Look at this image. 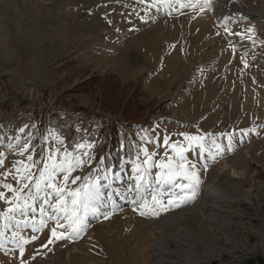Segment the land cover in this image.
<instances>
[{"label": "rangeland", "instance_id": "374dc122", "mask_svg": "<svg viewBox=\"0 0 264 264\" xmlns=\"http://www.w3.org/2000/svg\"><path fill=\"white\" fill-rule=\"evenodd\" d=\"M220 1L0 0V100L15 106L0 111V264H242L264 256V0H224L227 16ZM45 93L44 115L63 102L103 117L97 143L69 148L53 131H37L38 117L22 119L18 103ZM114 137L132 157L118 168ZM172 145L197 174L194 194L156 182L155 165L176 159ZM49 149L87 153L67 188L83 182L71 183L77 176L100 178L99 211L86 216L79 238L47 219L44 193L26 215L4 217L14 193L3 185L31 188ZM28 156L33 181L21 180ZM136 164L148 169L138 190ZM145 201L156 214L141 215ZM41 205L46 223L34 232ZM53 228L65 238L52 237ZM156 243L165 252L158 263Z\"/></svg>", "mask_w": 264, "mask_h": 264}, {"label": "snow or ice", "instance_id": "6c2138e0", "mask_svg": "<svg viewBox=\"0 0 264 264\" xmlns=\"http://www.w3.org/2000/svg\"><path fill=\"white\" fill-rule=\"evenodd\" d=\"M249 32L252 29L248 30ZM190 142H199L202 140L201 137H186ZM164 143L168 144L167 137L165 138ZM191 146V144L189 145ZM202 147V145H200ZM85 145H77L78 149H83ZM173 151L175 153L176 159L173 160L169 157L168 161L165 163L161 161L155 166L160 168V172L157 173L156 182L158 184H170L175 188H179L181 192L185 189H190L194 194L196 191V186L199 184V179L195 171H189L185 167V160L183 156V149L177 150L176 145H172ZM219 149L220 146L217 145ZM222 151V149H221ZM146 159L143 161L144 165H148L151 161V156L145 151ZM59 155V159L57 156ZM87 153L84 152L82 155H76L73 152L67 151L65 149L62 153L60 149L55 151L49 149V153L43 161V168L39 169V176L35 178L34 184L32 187H29L28 183H24L22 187L13 188L12 185L4 184L3 186L14 193L13 199L10 203L13 207L8 209V212L4 213L6 220H13L14 215H9V213L19 214L24 216L27 214V210L32 208V204L29 203L30 200L34 201L39 197L40 193H44L43 204H47L52 209V214L47 217V219L54 220L57 224V228H63L68 232L70 238H79L81 234L87 228L86 216L89 213L97 214L99 209L96 206L97 201L100 198V185L99 177L90 179L88 177L81 178L79 176L71 180V183L75 184L77 181L83 179V182L74 189H69L66 187L69 182L71 173L78 167H82L85 163L83 156H86ZM91 159V158H89ZM28 160L32 161L30 165H27L23 170V175L21 180L33 181L34 177L30 169L36 166V161L33 160L32 156H28ZM194 168V166H193ZM18 172H21V169H17ZM133 172L138 173L136 176V188H140V182L145 178V174L148 172L147 168H142L140 164H136L133 167ZM63 175V182L57 183L56 176L57 174ZM104 179H107V172L104 174ZM186 180L187 183H178L177 180ZM33 188L35 192H33ZM24 189H28L27 193H24ZM54 194L55 203H51L47 198L49 195ZM3 194H0L2 196ZM153 203L159 205L160 201L157 200L155 196L152 198ZM168 205L171 207L179 206V204L174 203L173 200L168 201ZM141 215L152 213L156 214V209L151 207L147 201L144 204L140 205ZM160 210H164L161 206ZM33 211L35 209L33 208ZM41 220L39 222L40 227L37 228L35 223L33 224V231H39L45 226V209L43 205L40 207ZM107 218V216L105 217ZM61 220L65 221L64 224L61 223ZM21 221L16 222L17 228L19 227ZM27 224V221H23ZM7 227V224L5 225ZM57 228L52 229V237L55 239H64L65 233L57 231ZM18 233H13V238H16ZM20 240H24V237L20 236ZM32 239H36L35 236ZM15 242V239H14ZM24 242H27L26 240ZM52 240H49L51 243ZM20 247L21 253H23L22 245L18 244Z\"/></svg>", "mask_w": 264, "mask_h": 264}, {"label": "trees", "instance_id": "16d2710c", "mask_svg": "<svg viewBox=\"0 0 264 264\" xmlns=\"http://www.w3.org/2000/svg\"><path fill=\"white\" fill-rule=\"evenodd\" d=\"M46 96L45 93L41 99L36 100L34 103L27 100H21L18 104L23 109L21 115L22 119L32 121V117H38L40 119V124L37 126V131L42 132V128L53 131L64 140L70 141V143L67 142V145H70L69 148H72L73 145H75V142L77 143L85 140H88L90 143H97L98 139H100L103 127L108 125V122L104 120L103 117L99 115H90L82 109L69 111L63 102H60V104L56 102L54 106L49 108L47 114L44 115V112L48 107ZM13 103L14 102L9 100L1 103L0 100V111L7 113L10 108H15ZM54 112L56 113L54 114ZM98 122H101V126L99 128H93ZM77 126H79V130ZM116 138H113L114 142H112L109 147L114 162L112 163L110 159H105L106 167H110V164L112 163V166L118 168V165L122 160L132 159L130 149L124 148L121 150ZM242 264H264V256L257 255L253 258L245 259Z\"/></svg>", "mask_w": 264, "mask_h": 264}, {"label": "bare ground", "instance_id": "6f19581e", "mask_svg": "<svg viewBox=\"0 0 264 264\" xmlns=\"http://www.w3.org/2000/svg\"><path fill=\"white\" fill-rule=\"evenodd\" d=\"M226 1L222 0L219 2V5L217 6L219 11L218 13L223 15V16H227L226 15V12H225V8H222V4H224ZM225 6V5H224ZM231 9V8H230ZM232 15V14H231ZM229 16V15H228ZM220 199V197L218 198ZM222 199V198H221ZM163 250L160 249V244L156 243V254H155V263H158V261L160 260V257L162 256L163 254ZM165 253V252H164ZM188 264V263H187Z\"/></svg>", "mask_w": 264, "mask_h": 264}]
</instances>
